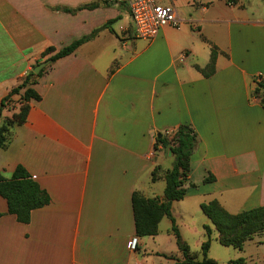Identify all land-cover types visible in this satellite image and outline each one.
<instances>
[{
	"label": "crops",
	"instance_id": "0c3cea01",
	"mask_svg": "<svg viewBox=\"0 0 264 264\" xmlns=\"http://www.w3.org/2000/svg\"><path fill=\"white\" fill-rule=\"evenodd\" d=\"M157 2L172 4L180 25L146 41L134 37L125 7L0 0V102L47 48L59 51L98 30L47 65L33 86L40 101L0 150L3 177L21 166L50 199L22 224L0 197V264H183L170 218L157 235L138 238L131 203L134 192L163 197L165 181H152L151 172L164 175L173 158L154 144L180 125L197 139L186 194L171 205L188 247L206 241L204 226L217 241L202 203L216 200L231 214L264 205V109L251 97L254 79L264 78V19L240 0ZM212 46L215 72L204 77L197 68L208 65ZM247 244L253 264H264V235Z\"/></svg>",
	"mask_w": 264,
	"mask_h": 264
},
{
	"label": "trees",
	"instance_id": "16d2710c",
	"mask_svg": "<svg viewBox=\"0 0 264 264\" xmlns=\"http://www.w3.org/2000/svg\"><path fill=\"white\" fill-rule=\"evenodd\" d=\"M228 4H235L238 0H225ZM84 7H80L81 9ZM78 9H63L68 13H74ZM98 30L90 35L74 41L69 46L55 51L49 47L41 54V61L36 62V66L42 62L54 63L58 59L72 54L81 44L92 39ZM218 54L216 47H211V56L208 65L204 69L197 68L204 77H210L215 72V61ZM47 66L38 75L31 71L25 76L21 83L13 88L9 94L0 102V150L6 149L10 144L16 127L26 122L27 115L32 101H40L39 94L33 89L37 84ZM13 96H19L14 102ZM251 97L257 99L264 109V78L259 76L254 79V87ZM17 105V106H15ZM17 108L10 116L5 112H10ZM197 139L194 130L188 125H180L170 137L167 134L156 138L154 149L159 148L164 151L167 146L173 158L172 167L164 175H160L159 168L155 167L151 172V180L156 181L162 177L165 181L163 197L145 198L138 192H134L131 197L135 236L138 238L153 237L157 235L158 224L164 217L172 221L171 230L175 235L176 244L183 255V264H218L212 259H208L206 254L210 247L211 229L204 226L206 241L201 245L203 258L198 259L197 255L190 252L188 245L182 241L175 222L171 216V205L175 201H180L186 194L185 184L190 173L191 156L196 148ZM211 179H206L209 182ZM0 197L7 203V213L14 215L17 222L28 224L31 212L45 207L50 199L46 191L30 177L27 171L18 166L10 178H5L0 173ZM201 212L210 220L217 233V242L224 247H232L240 251L246 242L251 241L258 234L264 235V205L242 211L237 214L227 212L216 200H211L200 205ZM228 264H245L243 258L228 261Z\"/></svg>",
	"mask_w": 264,
	"mask_h": 264
},
{
	"label": "built area",
	"instance_id": "2783aa9c",
	"mask_svg": "<svg viewBox=\"0 0 264 264\" xmlns=\"http://www.w3.org/2000/svg\"><path fill=\"white\" fill-rule=\"evenodd\" d=\"M101 5L120 8L125 7L128 11L134 37L146 41L153 40L159 31L166 26L178 28L180 21L175 7L172 4L160 5L157 0H94ZM174 130L166 134L172 136ZM137 238H132L128 242V249L135 252L137 248Z\"/></svg>",
	"mask_w": 264,
	"mask_h": 264
},
{
	"label": "rangeland",
	"instance_id": "374dc122",
	"mask_svg": "<svg viewBox=\"0 0 264 264\" xmlns=\"http://www.w3.org/2000/svg\"><path fill=\"white\" fill-rule=\"evenodd\" d=\"M244 5L247 14L251 17L264 19V0H240ZM191 240L189 247L198 259H202L201 245L194 246ZM255 253V249L251 244H247L242 251L232 247L221 246L217 241L211 240L209 250L206 254L208 259L216 261L218 264H228V261L243 258L245 264H253L254 261L250 258Z\"/></svg>",
	"mask_w": 264,
	"mask_h": 264
},
{
	"label": "water",
	"instance_id": "95a60500",
	"mask_svg": "<svg viewBox=\"0 0 264 264\" xmlns=\"http://www.w3.org/2000/svg\"><path fill=\"white\" fill-rule=\"evenodd\" d=\"M48 64H49V61L42 62V63L38 64L37 66L33 67V68L31 69V72H32L34 75H38V74L40 73V71H41L44 67H46ZM160 137H161V134H158V135H157V138H160ZM165 150H166L167 154L170 156L171 153H170V150H169V146H167Z\"/></svg>",
	"mask_w": 264,
	"mask_h": 264
}]
</instances>
